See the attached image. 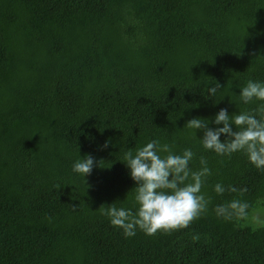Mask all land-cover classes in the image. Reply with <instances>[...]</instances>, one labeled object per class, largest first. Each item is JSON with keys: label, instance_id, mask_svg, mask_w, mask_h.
<instances>
[{"label": "trees", "instance_id": "16d2710c", "mask_svg": "<svg viewBox=\"0 0 264 264\" xmlns=\"http://www.w3.org/2000/svg\"><path fill=\"white\" fill-rule=\"evenodd\" d=\"M249 79L264 81V0H0V264H264V171L184 127L255 108L238 97ZM153 138L191 148L194 170L208 160L209 211L125 237L98 208L132 207L124 153ZM79 153L96 161L86 182ZM233 198L248 218H217Z\"/></svg>", "mask_w": 264, "mask_h": 264}, {"label": "clouds", "instance_id": "9594fccd", "mask_svg": "<svg viewBox=\"0 0 264 264\" xmlns=\"http://www.w3.org/2000/svg\"><path fill=\"white\" fill-rule=\"evenodd\" d=\"M221 88L218 81L210 83L205 94L214 97ZM238 97L244 105L256 103L257 106L231 114L227 108H221L211 118L194 117L188 120L184 127L193 130L205 151L228 157L243 153L251 165L264 171V81L247 80L240 87ZM198 130L203 133L202 136L197 135ZM221 136H224L223 140ZM107 146L106 141L103 147ZM195 156L191 148L177 153L172 144L162 143L157 138L134 150L129 148L122 161L135 185L129 191L132 207L118 206L116 202L122 200H116L98 209L112 226L123 231L125 237L135 236L137 230L146 235H155L158 231L170 233L189 227L209 211L211 203V198L203 189L212 175V169L208 160L201 156L199 167L194 170L190 165ZM95 163L91 154L81 156L79 153L72 163V172L86 182ZM212 187L219 196L226 191L241 196L247 192L246 187L225 186L223 182H217ZM249 207L246 200L233 198L216 204L212 211L217 218L225 221H240L248 218Z\"/></svg>", "mask_w": 264, "mask_h": 264}]
</instances>
